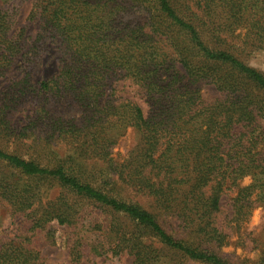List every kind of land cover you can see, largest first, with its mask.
Wrapping results in <instances>:
<instances>
[{"label": "trees", "instance_id": "16d2710c", "mask_svg": "<svg viewBox=\"0 0 264 264\" xmlns=\"http://www.w3.org/2000/svg\"><path fill=\"white\" fill-rule=\"evenodd\" d=\"M14 20L0 5V161L12 171L0 201L10 214L34 231L74 226L90 204L125 221L111 223L109 250L132 264H236L217 253L226 231L264 213V74L246 63L264 52V0H33L35 31L15 34ZM51 45L57 70L34 80ZM115 76L146 111L116 95ZM205 85L218 98L205 99ZM63 105L75 114L56 113ZM128 130L120 159L113 149ZM98 174L148 204L95 187ZM46 181L61 188L54 199H43ZM28 242L0 236V264H46Z\"/></svg>", "mask_w": 264, "mask_h": 264}, {"label": "rangeland", "instance_id": "374dc122", "mask_svg": "<svg viewBox=\"0 0 264 264\" xmlns=\"http://www.w3.org/2000/svg\"><path fill=\"white\" fill-rule=\"evenodd\" d=\"M32 2L33 0H0V5L11 8L13 13H15L13 25L15 34H18L21 29L26 30L28 33L35 31L37 24L29 20ZM57 55L56 45H51L34 72V80L44 79L56 72ZM246 63L264 74V52H255L246 60ZM109 82L117 90V96L130 98L141 105L144 111L147 110L143 100L136 94V88L127 80L115 76ZM201 92L202 96L207 100H212L219 96L211 85L203 86ZM54 109L56 113L60 114H75L74 111L65 105ZM28 113L27 109L14 113L11 116V124L21 126ZM132 141V133L128 130L119 138L113 149L114 153L118 154L119 158L122 159L131 148ZM27 149H19L24 158H29V155L32 154L33 158L39 159L37 155ZM6 150L14 152V147L11 143L6 147ZM53 150L61 152L63 151V145H56ZM45 162V158L41 160L42 165ZM11 172L4 165V162L0 161V176L10 175ZM114 180L115 177L110 175L104 177L98 174L93 185L140 206L148 204L146 199L139 196L133 197L123 192L119 194L114 189L115 186L113 184H108L114 182ZM248 183L249 179L246 178L243 180L242 185H247ZM38 184L40 185L43 199H54L61 192V188L55 182L46 181ZM231 196L232 193H229L223 197L221 202L223 212L229 209V198ZM80 209L78 221L74 226L59 225L56 221H51L43 229L30 231V220L24 216H12L8 210V205L0 201V236L28 238L29 246L40 252L46 264H132V258L125 252L113 255L109 250L111 238L109 227L111 223L115 219L123 223L125 221L94 205L85 204ZM226 232L228 234L227 243L217 251L219 255L236 264H261V259L263 260L264 257V213L260 208L253 212L247 223L242 224L238 229L232 228ZM183 264L194 263L186 262Z\"/></svg>", "mask_w": 264, "mask_h": 264}]
</instances>
